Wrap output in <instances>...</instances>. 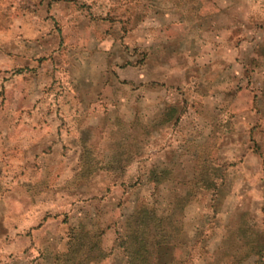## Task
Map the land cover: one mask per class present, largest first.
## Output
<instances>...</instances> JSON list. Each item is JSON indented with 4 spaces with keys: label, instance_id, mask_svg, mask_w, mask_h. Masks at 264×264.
Masks as SVG:
<instances>
[{
    "label": "rangeland",
    "instance_id": "1",
    "mask_svg": "<svg viewBox=\"0 0 264 264\" xmlns=\"http://www.w3.org/2000/svg\"><path fill=\"white\" fill-rule=\"evenodd\" d=\"M65 7L0 0V252L11 244L15 254H29L30 264L47 263L42 255L49 261L51 253L53 264H125L117 248L122 218L145 205L159 218L155 234L168 238L155 247L154 264H264V165L258 163L264 149L254 144L264 133V87H243L253 116L247 142V128L234 124L237 114L224 104L241 86L218 90L210 76L194 77L183 90L145 89L134 103L139 87L128 79L141 61L130 58L145 48L106 34L100 42L110 41L103 49L115 60L106 61L100 79L97 70L81 68L82 56L59 33ZM84 77L94 85L85 86ZM99 81L112 89H98ZM195 87L202 88L197 95L208 89L216 102L194 97ZM115 88L125 98L114 101ZM72 89L109 101L94 104L92 116L54 114ZM74 123L86 149L71 137ZM54 124L68 129L56 137ZM60 135L67 140L58 147ZM149 170L161 180L147 182ZM11 205L15 222L23 208L30 224L41 221L29 243L20 229L11 243L3 236ZM88 219L91 231L73 251L75 226Z\"/></svg>",
    "mask_w": 264,
    "mask_h": 264
},
{
    "label": "crops",
    "instance_id": "2",
    "mask_svg": "<svg viewBox=\"0 0 264 264\" xmlns=\"http://www.w3.org/2000/svg\"><path fill=\"white\" fill-rule=\"evenodd\" d=\"M54 4L66 6V14L61 16V23L65 26L59 29V33L69 38L72 48L82 56L78 59L81 68L97 70L101 74L100 79L105 78L101 72L106 61L115 60L113 54L108 55V51L103 49L109 47L110 41L104 39L100 42L106 34L126 37L139 48V52L145 48L143 56L135 55L130 58L132 61H141L140 69L132 70L131 78L128 79L139 87L133 91L138 95L133 98L134 103L139 101V96L145 89L176 86L183 90L194 77L206 80L210 76L215 80L213 84L218 90L241 86L234 96L225 98L224 104L226 109L236 112L234 124H242L247 128L244 133L247 142V134H251L249 129L253 116L247 112L249 108L246 102L250 94L243 87H264V0H54ZM71 6H77L80 11H72ZM65 38L57 45L61 50L68 45ZM84 78L85 86L94 85L93 81ZM103 83L105 81L98 82V89H112ZM112 84L117 87H129L125 82L120 84L113 81ZM198 89L195 87L191 91L196 92ZM66 91L68 92V89ZM115 91L116 88L112 95L115 96L114 101L125 98ZM195 92L192 93L193 96L200 100L208 98L212 103L216 102L208 89L198 95ZM69 93H72L71 96L61 99L60 108L53 111L54 114L70 118L92 116L96 111L94 104L109 101V98L104 97L96 99L95 102L92 97L82 98L76 95L74 89ZM259 103V110L263 112L264 100ZM101 108L100 117L105 114L102 112L104 108ZM224 109L222 106L219 112ZM28 112L31 111H26L27 114ZM36 114L42 115L41 112ZM47 116L49 114L45 113L43 118ZM46 123V126L52 129V125ZM261 123L264 128V118ZM66 127H63V131L58 124H54L51 132L58 137L59 133L68 129ZM73 127L74 136L71 137H75L79 142L80 149H86L87 141L81 137L83 129L76 123ZM255 136L254 144L264 149V133ZM66 140V137L60 135L57 140L60 142L58 147ZM252 155L254 156V153ZM255 158L258 159L256 156ZM258 161L260 165H264L263 160ZM13 209L11 205L10 220L5 223L3 236L11 243L15 238V231L20 229L29 243L33 235L32 229H36L41 221L30 224L23 216L28 214L26 208H23L21 221L15 222L16 213ZM12 249L10 244V248L0 252V264H16L18 259L22 264H30L29 254H15ZM48 256L42 255V260L47 262L44 264H53L55 254H50L49 261L46 260Z\"/></svg>",
    "mask_w": 264,
    "mask_h": 264
},
{
    "label": "trees",
    "instance_id": "3",
    "mask_svg": "<svg viewBox=\"0 0 264 264\" xmlns=\"http://www.w3.org/2000/svg\"><path fill=\"white\" fill-rule=\"evenodd\" d=\"M157 178L160 177H156L153 170L148 171L146 175L147 182L161 180ZM182 199L185 200L186 197ZM88 221L89 219L85 223L79 222L76 224L73 233L74 238H76V246L72 247L73 251H78V245L82 244L90 233L92 226L89 225ZM122 221L123 227L117 236V248H120L124 253L125 264H154L155 247L168 243V238L163 233L155 234L159 218L145 205H141L134 211L124 215Z\"/></svg>",
    "mask_w": 264,
    "mask_h": 264
}]
</instances>
